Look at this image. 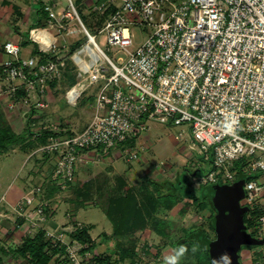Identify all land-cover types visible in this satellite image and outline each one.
<instances>
[{
    "label": "built area",
    "instance_id": "built-area-1",
    "mask_svg": "<svg viewBox=\"0 0 264 264\" xmlns=\"http://www.w3.org/2000/svg\"><path fill=\"white\" fill-rule=\"evenodd\" d=\"M67 1L70 10H58L54 0L43 1L42 9L59 36L79 31L68 27L70 20L77 19L80 32L86 36L81 49L90 45L89 51L79 54L89 72V82L83 83L85 71L79 67L78 82L67 92L68 103L76 105L88 85L102 80L104 85L84 130L71 135L58 128L51 130L39 148L40 152L55 156L52 177L59 188L66 190L74 183L78 165L92 148L109 150L120 145L133 161L138 154L129 150L126 142L135 139L137 143L147 130L148 121L188 123L195 149L212 164L208 172L198 169L200 174L195 177L199 181L218 183L223 174V183H234L238 175L233 168L240 160L245 161L241 169L244 174L260 173L256 179L245 180L240 203L263 210L258 218L257 237L263 238L264 0L102 1L95 5L99 14L105 16L100 31L106 33L107 42L114 49L127 55L117 62L85 27L73 1ZM138 23L151 30L146 41L133 49L134 26ZM3 49L6 57L0 65V81L19 82L11 89L13 95L19 90L28 96L34 94L30 106L36 112L45 109L47 104L41 98L49 89V82L59 79L65 67V61L57 57L58 43L42 45V55L55 56L44 61L40 56L24 57L21 44L10 40ZM38 191V187L33 188L24 197L19 217L24 216V205H34ZM35 212L39 221L45 220L44 203ZM1 217L0 214V220ZM45 237L53 247L63 249L72 264H89L95 256L88 243L72 236L67 240L65 232L47 229ZM142 246L138 245L137 252L146 256L149 253ZM252 263L264 264L260 260Z\"/></svg>",
    "mask_w": 264,
    "mask_h": 264
},
{
    "label": "rangeland",
    "instance_id": "rangeland-1",
    "mask_svg": "<svg viewBox=\"0 0 264 264\" xmlns=\"http://www.w3.org/2000/svg\"><path fill=\"white\" fill-rule=\"evenodd\" d=\"M34 1L37 2V0ZM38 1L43 4V1L46 0ZM54 1L57 2V8L60 11L71 9L67 0ZM72 1L83 24L95 35L97 43L105 53L115 62H117L119 57L126 59L127 55L125 52L121 49H114L107 42L106 33L100 31L102 25L98 24V21L101 14H99L100 12L95 8V5L106 0ZM46 23V26L51 25L48 21ZM69 23L68 27L70 29L79 31L68 36L66 33L60 36L57 34V37L54 35V39H52L58 43L59 53L57 57L61 61H66L67 66L65 68L62 67L61 77L42 96L41 99L47 104V107L44 109L45 111H41L42 116L38 118L31 117L29 119L33 131H37L36 129L41 127L42 123L45 126L47 125L48 129L52 127V131L62 128L68 123L77 128V130H83L80 128L89 124L94 115L96 96L104 85L103 80L85 87L76 105L72 106L68 104L66 94L70 88L77 84V75L80 68L82 71H85L83 72L85 74L83 83L89 82V72L82 66L84 63L80 55L75 57V54L86 43V36L80 32L82 28L77 19L70 20ZM5 26L9 27V24ZM51 26L54 27V25ZM150 30V28L142 23L134 26L133 49H136L146 41ZM2 31L4 32V28H2ZM52 31L53 33L58 32L56 28ZM23 34L24 36L27 35L26 33ZM7 39L21 44L14 29L10 30ZM7 39L5 37L3 41ZM72 49H76L75 52L71 53ZM26 53L27 51H25ZM3 60L4 55L0 51V64H2ZM111 72L110 70L107 75H110ZM73 76H76V83L74 85ZM32 99H35L34 94H32ZM30 112L31 109L27 105H24V108L23 105H20L18 108H5L0 102V131L3 132L8 129L10 132L22 135L28 123L27 116ZM147 126V130L140 136V141L142 142L140 147L132 148L130 145H127L129 150L136 151L138 154V158L133 161L127 158L129 157L128 155L126 157L123 146L120 145L114 146L109 150H104L101 147L92 148L89 152L90 156L84 159L93 162L92 164H87V167L90 169L89 175L86 176L87 173L85 174L84 172L85 176L80 179V190L76 193L73 191L75 194H69L71 195L68 198L69 202H73L71 208L61 205L52 220L58 224L59 228H62V219L64 217L65 219L67 218L66 212L74 209L75 211L72 212H75V219L78 222L83 221L95 226L91 230V235L94 239H97L94 246L100 253L108 249L117 250L121 244L132 246L138 240V245H143V251L148 248L153 251L146 256L139 255L140 260L137 261V264H147L148 262L165 264L166 258L173 255L180 245H186L189 251L180 259L179 264H209V252L203 246L202 240H198L199 243L195 239L189 240V235L191 231L200 227L209 238L216 236L215 230L211 226L214 225L215 219L219 216L221 204L224 201L218 185L219 183L226 182L225 176L221 174L218 183H203L195 177V173L191 174V170L194 172L196 166L200 167L204 172H208L211 170L212 164L195 149L196 146L194 145V137L191 133L190 124L175 125L173 123H161L156 120H150L147 122ZM24 138L22 140L27 139L26 136ZM22 140L20 139L17 143L19 145L14 151L9 150L7 153L3 152L0 155V198L4 195L5 189L10 183L17 185L20 175L25 170L24 166L27 164L26 162L31 158L32 152L36 148L35 143L29 144ZM45 155L52 157L49 154ZM84 162L82 161L79 166H84ZM49 166H52V163ZM145 170L151 171L149 178L144 181L145 183H149L151 180L155 182L164 181L166 183L164 189H178L174 193L176 197L167 193V198H178V201L173 204H170V200L164 203V206L160 207L150 216L146 225L132 229L133 232L128 234L126 238L121 239V237H117L112 233V224L104 211L110 210L109 199L115 194V189L121 185L118 177L115 178L114 176L117 171H135L138 175H142ZM198 174L196 176H199ZM128 181L127 184L129 186L137 188L139 184L138 189L144 187L143 184H140L139 180L135 184H133V180ZM192 195L197 197L198 200L204 199L208 203V210L196 208L198 200L193 204V199L190 198ZM262 203H264V198L261 200ZM80 206L83 207L79 208ZM253 208L254 206L251 207V210ZM210 211L212 212V217H209ZM249 215L250 211H248L247 217ZM258 230L259 223L258 220H255L249 232L255 237H260ZM205 234H202L200 239ZM120 241L121 243L118 246ZM193 244L201 245L208 253L201 248L196 253H193L191 251ZM156 252H158V255L153 257ZM157 256H160L159 258L164 262L158 261ZM239 257L241 264H253L252 262H255V260H260L264 263V245H243L239 251Z\"/></svg>",
    "mask_w": 264,
    "mask_h": 264
},
{
    "label": "crops",
    "instance_id": "crops-1",
    "mask_svg": "<svg viewBox=\"0 0 264 264\" xmlns=\"http://www.w3.org/2000/svg\"><path fill=\"white\" fill-rule=\"evenodd\" d=\"M3 1L5 0H0V4ZM7 1H11L19 7V10L21 11V16L11 14L5 21H0V51L3 52L4 59L6 57V54L3 50V44L8 40L7 38L10 34L11 29H14L15 33H17L18 40L20 43L27 42V45L23 47L22 54L24 57L32 56L35 45L38 47L39 51H41L42 45L49 44L50 41H53L52 39H54V35H56L57 37V33H53L52 31L55 30V28H51V26H46L48 15L42 9V4L38 0L37 2H35L34 0ZM7 24H9V27L5 26ZM2 28H4V32L2 31ZM23 33H26L27 35L24 36ZM5 37L7 40L3 41ZM25 51H27L26 54ZM66 66L67 63L65 61V67ZM18 83L19 82L12 81L0 82V102L5 108H18L20 107V105H23L24 108V105H27L32 111L33 107L30 106V103L33 101L32 95L28 96L26 92L25 94L21 95V90H19L16 95H13V93L11 92L12 87ZM41 111L44 112L45 110L43 109L37 112L34 110V115L32 116V118H38L42 116ZM87 126L88 124L84 125L80 129L84 130ZM30 128L34 133L31 134L33 136L28 135L26 136L27 139L22 141L29 144L35 143L36 148L32 152L33 154L31 153V158L28 160V162H26L27 164L24 166L25 170L20 175V180L17 185L10 183L6 187L4 195L0 198V214L2 215L0 220V264H72L67 259L64 250L53 247L50 240H48L45 236L43 239L47 242V246L44 249V252L47 256H38L37 252H31V248H27V242L29 241V239L35 238L40 231L45 232V230L47 229H51L56 232H65L68 235L67 240H69L72 236V234L70 233L73 232V230H75L78 225L83 228H88V232L91 236V240L93 241V243L97 241V239H94L91 235V230H93L95 226L93 224H87L83 221L78 222L77 219H75V212H72L75 211L74 209H71V211L66 212L67 218L65 219L64 217L62 219V228H59L58 224L52 220L61 205H65L71 208L73 202H69L70 200L68 198L71 196L69 194H73L74 192L76 193L80 190V179L83 178L86 173V176L89 175L88 173L90 172V169L89 167H87V164H92L93 162L85 160V162L83 163L84 166L78 165L76 179L74 183L71 184L66 190H61L57 181H54L52 177L54 166L56 163L55 156L52 155V157H50L39 151V148L43 144H45L48 136L51 134L52 127L48 129L47 125L45 126V124L42 123L41 127H38L36 129L37 131H33L31 124ZM58 129L70 135L82 131L77 130V128H75L73 125H70L69 123L65 124L62 128ZM46 134H48V136H46L47 138L44 137ZM139 141L140 139L137 141V143L135 142L133 146H130L140 147L142 145V142ZM18 145L19 144L17 143L13 144L4 152L7 153L9 150L14 151V149H16ZM85 156L87 159L90 156L89 152H86ZM50 163H52V166H49ZM48 166L50 167V170ZM150 173V170H145L142 175H138V173H136L135 171H117L114 177H122L127 182H129L128 180H133V184H135L136 181L139 180L140 184H143L144 181L149 178ZM139 186L140 185L138 184V187ZM36 187H38L39 189L38 194L35 196L36 202L32 207L24 205V216L19 217V206L22 200H24V197L29 192H31L33 188ZM40 203L45 204L46 215L44 221H39V216L35 212V208L39 206ZM81 207L83 206H80L79 208ZM73 222L77 223L74 224ZM113 231L114 230L112 225V233ZM120 243L121 241L118 243V246ZM93 251L94 255L100 254L103 256L111 257H114L116 253V250L114 249H108L107 251L100 253L98 252V249L95 246L93 248ZM149 251L148 253H150ZM156 255H158V252H156L153 257H155ZM159 257L157 256V260L160 259ZM159 261L162 263L164 262L161 259ZM93 262L94 260L92 259L89 264H93ZM125 264H128V262Z\"/></svg>",
    "mask_w": 264,
    "mask_h": 264
},
{
    "label": "trees",
    "instance_id": "trees-1",
    "mask_svg": "<svg viewBox=\"0 0 264 264\" xmlns=\"http://www.w3.org/2000/svg\"><path fill=\"white\" fill-rule=\"evenodd\" d=\"M11 14H15L18 16H21V11L19 10V7L12 3L11 1H3L0 4V21H5ZM44 16V15H42ZM105 16H100V19L98 21V24L102 25L104 21ZM41 20V19H40ZM39 20V21H40ZM41 22V21H40ZM40 24V23H37ZM27 45V42H21V46L24 47ZM76 50V49H75ZM74 49H72V52H75ZM32 56L38 57L40 56V59L42 61L54 58L52 54H46L42 55L41 51H39L38 47L35 45L33 49ZM74 83H76V76H73ZM55 81L49 82V87L54 85ZM21 95L25 94V91L21 90ZM19 94V95H20ZM18 95V94H17ZM34 115V109L29 113L27 122L29 123L31 118ZM25 127L23 130L22 135L17 134L16 132H10L7 130L0 131V154L3 153L7 148H9L11 145L18 143L20 139L22 140L25 136L34 134L30 128V123ZM64 133V132H63ZM52 134V133H51ZM50 134V135H51ZM48 136L46 134L44 137ZM47 138V137H46ZM135 139H129L127 140V145H134ZM245 161H238L235 163V166L233 170L237 172L238 178H244L245 180H253L260 176V173H256L253 175L244 174L242 172V166ZM118 180H120V187L115 189V194L110 197V210L106 211L107 217L110 219L112 225H113V234L117 237L126 238L128 234L133 232L132 229L139 228L143 225L147 224V221L149 220L150 216L155 213L160 207L164 206V203L169 202L170 204L175 203L178 201V198H167V193H170L171 195H175L174 193L178 191L172 190V189H164V185L166 184L163 182H155V181H149V183H143V188L138 189V187H132L127 184V181L122 178L118 177ZM150 184V185H149ZM129 187H128V186ZM142 185V184H141ZM176 188V187H175ZM166 190V192H165ZM176 197V195L174 196ZM193 199V204L197 202V197H194L193 195L190 197ZM196 208L203 210L208 208V203L203 199H199ZM208 210V209H207ZM250 215L247 217V213L244 215V221L247 226V231L250 230V228L254 225L255 220H258L259 216L263 213V210L259 206H255L252 210L250 207ZM209 217H212V212L210 211ZM212 229H214V225L211 226ZM88 228H79L78 226L76 229L72 232V237L88 243L89 249L93 250L94 243L91 240V236L88 232ZM205 231L201 229L200 227H197L195 230L191 231L190 238L195 239L196 241L201 240L200 236ZM252 234V233H251ZM253 235V234H252ZM45 232L40 231L35 238L29 239L27 242V248H31V252H37V255L41 256H47L45 255L44 249L47 246V242L44 241ZM188 240V239H186ZM185 240V241H186ZM187 242V241H186ZM199 243V241H198ZM137 246H138V240L134 245H126L121 244L115 253L114 257L111 256H103L100 254H97L94 256L93 260L96 264H137V261L140 260V256L137 252ZM199 248L203 249L201 245H199ZM148 252V249H146ZM205 251V249H203ZM207 252V251H205ZM208 253V252H207ZM36 256V257H38ZM209 264H211L210 256L208 258ZM136 262V263H135Z\"/></svg>",
    "mask_w": 264,
    "mask_h": 264
},
{
    "label": "water",
    "instance_id": "water-1",
    "mask_svg": "<svg viewBox=\"0 0 264 264\" xmlns=\"http://www.w3.org/2000/svg\"><path fill=\"white\" fill-rule=\"evenodd\" d=\"M198 171H195V175ZM244 178H238L232 184L219 183L218 189L224 197L219 216L214 221L216 239L202 236V243L208 250L213 264L223 254L230 257L231 264H241L239 251L243 245H264V237L258 239L247 231L244 215L249 211L248 206H242L244 197ZM55 226V225H54Z\"/></svg>",
    "mask_w": 264,
    "mask_h": 264
},
{
    "label": "clouds",
    "instance_id": "clouds-1",
    "mask_svg": "<svg viewBox=\"0 0 264 264\" xmlns=\"http://www.w3.org/2000/svg\"><path fill=\"white\" fill-rule=\"evenodd\" d=\"M231 131V125L228 128ZM199 250V244H193L191 251L196 253ZM189 251L186 245H180L175 253L166 258L165 264H179L180 259ZM213 264H231L230 257L227 254H223L219 259H214Z\"/></svg>",
    "mask_w": 264,
    "mask_h": 264
},
{
    "label": "bare ground",
    "instance_id": "bare-ground-1",
    "mask_svg": "<svg viewBox=\"0 0 264 264\" xmlns=\"http://www.w3.org/2000/svg\"><path fill=\"white\" fill-rule=\"evenodd\" d=\"M89 46H90V45H86L84 48H82L79 52H77V53L75 54V57H77L79 54H81V53L84 52L85 50L89 51ZM82 66H83L84 68H86V65H85V64H83ZM75 89L77 90V89H79V87H78V88L75 87Z\"/></svg>",
    "mask_w": 264,
    "mask_h": 264
},
{
    "label": "flooded vegetation",
    "instance_id": "flooded-vegetation-1",
    "mask_svg": "<svg viewBox=\"0 0 264 264\" xmlns=\"http://www.w3.org/2000/svg\"><path fill=\"white\" fill-rule=\"evenodd\" d=\"M194 168H195V167H194ZM198 169H201V168L196 166L195 170L198 171ZM195 170H194V171H195ZM193 173H195V172H193V171L191 170V174H193ZM198 173L200 174V170L197 172V174H198ZM210 239L214 240V239H216V236H215L214 238H210Z\"/></svg>",
    "mask_w": 264,
    "mask_h": 264
}]
</instances>
